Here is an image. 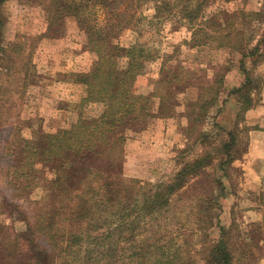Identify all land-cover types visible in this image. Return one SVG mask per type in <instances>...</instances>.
<instances>
[{"label":"rangeland","instance_id":"obj_1","mask_svg":"<svg viewBox=\"0 0 264 264\" xmlns=\"http://www.w3.org/2000/svg\"><path fill=\"white\" fill-rule=\"evenodd\" d=\"M184 2L168 9L161 7L160 12L155 10L153 1L142 3L129 26L112 40L123 55L135 44L151 52L152 58L143 61L142 74L134 83L136 94L150 95L161 78L170 81L166 92L171 94V116L151 118L142 127L125 130L121 172L128 183L127 201L133 197L135 188L169 181L183 163L206 153L210 157L205 163L212 164L215 173L220 172L224 134H218L212 126L211 118L216 112L219 111L217 121L225 130L238 124L240 138L248 139L251 128L264 126V100L263 107L257 106L262 93L264 95V0ZM199 3L203 4L192 26L179 10L184 4L197 8ZM129 15H133L132 10L126 16ZM0 24V45L21 43L12 53L7 50L14 59L7 67L8 72L5 68L8 58L0 62V264H29L41 247L35 242L36 238L44 249L50 247L45 230L42 232L40 228L53 222L56 225L70 222L66 220L67 215L62 218L60 211L52 212V207L60 203L58 193L50 185L51 173L61 164V159L55 157L60 153L55 150L58 144L54 139L47 143L48 153L52 155L47 165L39 163L37 156L32 155L33 147L38 149L36 142L40 138L45 136L46 143L47 136H61L83 121L97 119L103 112L102 104L85 101L87 91L81 76L95 67L100 57L97 47L93 50L88 46V39L74 17L67 16L50 25L39 0L4 1L0 5ZM227 26L232 27L228 39L225 38ZM199 28L204 30L197 32ZM193 30L197 32L195 37L199 44L194 42ZM214 71H219V75L211 92L216 90L220 101L249 75L256 80H252L251 87L256 103L244 114L243 120L236 121L239 105L236 97L230 95L222 108L220 103L213 106L212 116L209 114L204 126L197 125L190 139L186 129L190 128L192 107L204 93H210L207 84ZM259 81L263 84L258 85ZM123 127L119 126L117 133L128 129ZM202 131L208 132L209 141L205 137L206 141L198 145L194 141ZM70 145L74 151L63 155L73 172L79 164L98 170L108 168L106 156L82 154L85 148H79L78 143ZM86 145L94 149L102 147L95 137L89 138ZM182 152L185 155L180 157ZM241 161L232 163L225 173L231 182L223 178L225 188L217 197L219 223L229 231V246L235 250L233 264H264V183L259 186L257 181L259 176H264L263 166L258 173H252L255 168L248 165V160ZM206 175L211 177L212 170L205 171L199 180H193L187 189L175 194L169 210L148 214L144 224L138 221L134 236L121 238L126 227L113 230L102 246L127 240L122 244L124 256L120 261L113 259L114 263L128 264L125 257L135 249L142 253L151 245L175 241L185 252L196 256L197 264H204L200 254L207 253L212 241L219 236L218 228L203 232L196 224L199 213L193 201L198 194L207 192ZM75 176L69 173V177ZM71 180L64 181L67 190L61 185L64 198L69 195ZM199 184L202 187H198ZM42 199L45 203H41ZM42 212L43 216L39 215ZM87 220L79 219L75 225H92V221ZM93 221L101 223L98 213L93 215ZM96 234L97 231H90L88 237H98ZM85 239L82 237L83 241ZM111 254L113 250L104 255L101 249L84 253L82 258L92 264H108ZM131 264H136V259Z\"/></svg>","mask_w":264,"mask_h":264},{"label":"trees","instance_id":"obj_2","mask_svg":"<svg viewBox=\"0 0 264 264\" xmlns=\"http://www.w3.org/2000/svg\"><path fill=\"white\" fill-rule=\"evenodd\" d=\"M4 1L6 0H0V5ZM150 1L156 4L154 7L158 12L161 11V7L168 9L185 3L184 0H176L178 2L171 0H39L50 25H54L67 16H72L77 21L79 28L85 33L90 49L94 50L97 47L100 57L98 64L81 76L87 91L85 101L102 104L103 112L97 119L83 121L82 124L79 123L70 130L64 131L61 136H51V138L47 136L46 143L44 136L36 142L38 149L33 147L32 155L37 156L39 163L47 165L52 158V155L48 153L50 149L47 143L54 139V142L58 144L55 150L60 153L55 157L61 159V164L51 173L50 185L52 190L58 193L56 197L59 198L58 202L60 203L57 207H52V212L60 211L62 218L67 215V219H65L70 220V222L66 225H56L53 222L48 227L40 228L42 232L45 230L44 233L49 239L50 247L44 249L39 239L36 238L35 242L41 247L37 249L38 254L29 264H44V259H46L45 264H92L90 260H84L82 255L101 249L104 255L109 250H113L108 264H119L120 262L114 263L113 259L120 261L124 256L122 252L125 249H123L122 244H126L127 240L117 241V244L113 246L111 243L102 246V243L112 235V231L126 227L124 228L126 233L121 238L134 236L136 233L135 225L138 221L139 224H144L148 214H160L169 210L173 196L180 190L187 189L193 184V180H199L207 170L213 172L211 177L209 175L204 176V186L208 187L207 192L198 194L194 201L191 200L198 206L199 215L196 219L198 230L207 232L213 228H218L219 236L215 241H212L207 253L200 254L202 255L201 259L204 264H233L234 262L235 250L229 246V237L227 236L229 231L224 230L219 223L220 204L217 197L222 195L225 188L223 178L231 182L225 177L230 165L246 154L248 139L240 138L237 123L233 129L225 130L217 121L219 111L213 116L210 112L213 106L218 103L222 108L230 95H233L239 105L236 121L243 120L244 114L256 103L254 93L251 90L252 83L256 80L251 79L249 75L245 77L239 87L232 89L220 101L219 93L216 90L211 92L219 75V71H214L212 80L207 84L210 93L208 95L204 93L201 100L192 107L194 109L189 119L190 128L186 129L188 138L191 139L197 125L204 126L207 123L210 118L209 114L213 119V128L217 129L218 134H224L223 137L226 138L221 140L224 160L218 165L220 172L215 173L212 164L205 163L210 157L206 153L203 157L197 156L195 159L183 163L169 181L135 188L133 197L129 201L125 198L128 183L123 179L121 172V161L124 153L122 145L127 138L125 130H131L132 127L135 128L136 126L142 127L143 124H148V120L151 118L171 116L169 108L171 94L166 92L167 85L170 83L168 79L157 80L155 83L157 88L150 95L136 94L133 88L138 76L142 74L143 61L152 58L151 52L135 44L129 47L123 55L112 41L117 34L129 26L130 19L135 16L137 10L142 6L141 4ZM201 4L203 3H199L197 8L184 4L179 13L193 26L194 20L199 15ZM123 6L124 9H122ZM131 10L133 15L126 16ZM101 16L103 17L102 20L100 19ZM227 28L225 32L228 34L226 33L225 38L228 39L232 27ZM203 30L204 28H199L197 32ZM197 32L193 30L192 33L195 44L200 43L199 39L195 37ZM222 32L224 31H220V33ZM20 45L19 42L16 45H9V43L8 45H0V62L8 58L5 66L6 72L10 69L7 67L14 61L7 50L12 53L13 49ZM222 46H224L223 43ZM263 83L259 81L258 85ZM119 126L128 129H122L121 133H117L116 130ZM91 137H95L102 144V147L94 149L96 144L94 147L86 145ZM205 137L209 141L208 132H200L194 143L198 145L203 143L206 141ZM71 142L76 145L78 143L79 148H85L82 154L91 153L93 157L100 158L106 156L108 168H99L98 170L90 165L86 166L85 164L83 167L82 164H79L73 172L69 163L64 161L63 155L65 152L68 154V151H74V147L72 148L70 145ZM181 155L180 157H183L185 154L182 152ZM69 173H74L76 176L74 178L69 177ZM207 176L209 180H206ZM70 178L72 180L69 183V195L64 198L62 194L65 192L61 189V185L65 186L67 190L68 187L64 181ZM199 185L198 187H202L201 184ZM41 201V203H45V200L42 199ZM83 207L84 210H82ZM97 213L101 223L93 221V215ZM40 214L43 216V212ZM79 219H88L87 221H92V225L88 223L76 226L75 224ZM262 230L264 233V224H262ZM90 231H97L98 237H88ZM82 237L86 238L85 241L82 240ZM202 247L204 246L202 245ZM49 256L50 259L47 260ZM134 259H136V264H197L196 256L185 252L181 245L175 241L151 245L147 251L142 253L139 249H135L125 257L128 264H131Z\"/></svg>","mask_w":264,"mask_h":264},{"label":"crops","instance_id":"obj_3","mask_svg":"<svg viewBox=\"0 0 264 264\" xmlns=\"http://www.w3.org/2000/svg\"><path fill=\"white\" fill-rule=\"evenodd\" d=\"M261 96L263 98H261L259 104L257 105L258 107H263L261 106V102L264 100L263 93ZM241 160H244V163H246L248 160V165L255 168L252 173H258L257 171H259L260 166L262 165V171L264 173V126L251 128L249 130L247 151ZM241 160H238L235 164L242 162ZM255 170L256 172H254ZM254 177H256V175H254ZM257 181L260 186L262 182L264 183V176H259Z\"/></svg>","mask_w":264,"mask_h":264}]
</instances>
